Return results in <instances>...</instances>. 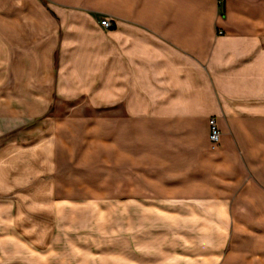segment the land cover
<instances>
[{
  "label": "crops",
  "instance_id": "1",
  "mask_svg": "<svg viewBox=\"0 0 264 264\" xmlns=\"http://www.w3.org/2000/svg\"><path fill=\"white\" fill-rule=\"evenodd\" d=\"M100 13L117 17L112 28ZM57 99L98 117L54 116L28 142L1 141L0 200L17 193L13 241L41 246L27 236L44 226L23 225L21 203L68 198L12 178L7 157L67 172L71 122L99 124L103 179L117 183L115 164L130 163L133 192L142 178L165 196L264 203V0H227L222 14L217 0H0V135Z\"/></svg>",
  "mask_w": 264,
  "mask_h": 264
},
{
  "label": "rangeland",
  "instance_id": "2",
  "mask_svg": "<svg viewBox=\"0 0 264 264\" xmlns=\"http://www.w3.org/2000/svg\"><path fill=\"white\" fill-rule=\"evenodd\" d=\"M225 3L218 1L221 14ZM98 19L100 23L111 19L114 26L117 17L100 13ZM46 109L28 123L1 134L0 145L8 140L13 144L20 139L28 142L34 124L47 118L89 119L95 113L98 117L86 104L80 112H72L58 99ZM211 120L216 123L215 118ZM84 124L71 122L62 128L70 143L69 148H63L65 166L70 168L67 172L36 167L28 156L18 165L19 153L10 152L5 168H17L12 169V178L15 175L24 184L43 182L45 193L56 191L60 200L68 199L57 204H20L25 211L23 225L31 226L38 218V224L44 226L42 232L31 229L27 236L28 242H40L34 250L6 235L7 226H15L11 219L17 193L1 199L0 264H264V214L251 217L258 207L264 210V203L165 196L160 187L148 186L142 178L139 190L133 192L126 185L131 183V164L125 161L115 164L119 168L117 183L109 175L103 179L99 124L90 128ZM44 126L48 130L47 123Z\"/></svg>",
  "mask_w": 264,
  "mask_h": 264
},
{
  "label": "built area",
  "instance_id": "3",
  "mask_svg": "<svg viewBox=\"0 0 264 264\" xmlns=\"http://www.w3.org/2000/svg\"><path fill=\"white\" fill-rule=\"evenodd\" d=\"M220 4H223L227 0H218ZM101 24L106 27V28H111L113 26V22L111 19H103L101 21ZM222 32V31H220ZM211 134H210V140L213 144L219 143L221 139V132L217 127V124L215 123L214 120H211Z\"/></svg>",
  "mask_w": 264,
  "mask_h": 264
}]
</instances>
